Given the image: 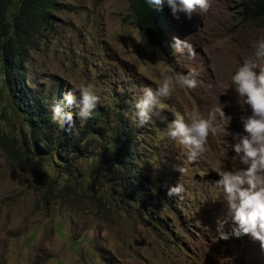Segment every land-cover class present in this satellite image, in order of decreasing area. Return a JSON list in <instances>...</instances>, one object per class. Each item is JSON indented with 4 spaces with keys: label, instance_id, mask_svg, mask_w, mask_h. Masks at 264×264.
Returning <instances> with one entry per match:
<instances>
[{
    "label": "rangeland",
    "instance_id": "374dc122",
    "mask_svg": "<svg viewBox=\"0 0 264 264\" xmlns=\"http://www.w3.org/2000/svg\"><path fill=\"white\" fill-rule=\"evenodd\" d=\"M58 1L64 7L54 11L53 27L27 52L15 100L26 98L24 86L42 90L50 109L52 101L63 103L69 90L90 83L99 103L121 91L135 102L142 88L162 82L161 71L196 69L198 86L194 91L177 86L170 98H162L167 120L153 118L144 126L150 209L122 201L106 167L91 155L76 159L66 173L46 158L0 145V264H264V252L250 237L216 238L226 204L214 185L219 179L214 168L245 167L233 159L244 113L231 76L264 40V22L243 18V0H211L207 12L197 9L191 19L180 13L170 47L151 54L140 50L127 0ZM174 37L186 38L195 58L187 49L175 51ZM194 107L206 118L215 114L218 132L209 136L205 156L188 163L187 149L168 138L166 129L175 113L187 120ZM65 108L79 121L75 107ZM217 109L225 112L223 118ZM22 119L4 97L0 68V135L28 137V128L20 129ZM176 165L187 172L181 175ZM178 182L183 199L168 197Z\"/></svg>",
    "mask_w": 264,
    "mask_h": 264
},
{
    "label": "trees",
    "instance_id": "16d2710c",
    "mask_svg": "<svg viewBox=\"0 0 264 264\" xmlns=\"http://www.w3.org/2000/svg\"><path fill=\"white\" fill-rule=\"evenodd\" d=\"M127 18H130L140 35L142 53L155 54L169 44L171 19L146 0H127ZM64 4L58 0H0V68L4 78V97L10 99L14 114L22 116L20 129L28 128L27 136L18 139L0 135V145L21 154L48 159L66 173L73 171L76 159L91 155L106 167L113 180V190L124 202L150 209L149 187L144 149V126L134 122L135 102L121 91L109 97V103H98L91 119L72 125L52 122V113L46 102L51 100L42 90L23 87L24 96L15 100L18 83L25 74L27 52L43 31L53 27L54 11ZM243 18L264 19V0H243ZM59 102L57 101H52ZM2 139V142H1ZM28 152V153H26Z\"/></svg>",
    "mask_w": 264,
    "mask_h": 264
},
{
    "label": "clouds",
    "instance_id": "9594fccd",
    "mask_svg": "<svg viewBox=\"0 0 264 264\" xmlns=\"http://www.w3.org/2000/svg\"><path fill=\"white\" fill-rule=\"evenodd\" d=\"M146 3L167 13L171 19L169 44L166 48L170 47L172 27L176 24V19L180 18V13H185L191 19L197 9L207 12L211 8V0H146ZM256 20L264 22L263 18ZM253 47L254 55L246 58L231 76V84L242 98L240 108L244 113L239 118L243 133L238 134V142L233 146L236 154L233 159L238 158L245 167L214 168L219 176L214 185L222 190L226 204V214L217 219L216 238L229 240L233 237L240 239L248 236L253 242H258L264 252V40ZM166 48L164 51H167ZM172 48L181 53L187 49L190 56L195 58V50L186 38L182 40L174 37ZM163 62L157 61L158 64ZM197 75L196 69H192L188 74L161 71L162 82L155 89L147 86L142 88V95L135 101L134 122H138V126L142 127L149 124L153 118L166 121L162 98H170L177 86L194 91L198 86ZM99 101L100 97L96 94L93 84L69 90L64 95L63 103L55 102L51 105L52 122L62 128L65 124L74 123L73 113L67 111L65 105L68 108L75 107V115L81 121L91 119ZM216 111L221 118L225 116L223 110ZM174 115L175 119L168 123L166 129L167 137L178 141L187 149L185 155L188 163L203 158L208 152L209 136L218 132V127L213 124L215 114L206 118L194 107L187 115V120L185 115ZM175 170L181 175L187 172V168L182 165H176ZM184 191V185L178 182L168 189L167 195L183 199ZM226 226L230 230L226 231Z\"/></svg>",
    "mask_w": 264,
    "mask_h": 264
},
{
    "label": "bare ground",
    "instance_id": "6f19581e",
    "mask_svg": "<svg viewBox=\"0 0 264 264\" xmlns=\"http://www.w3.org/2000/svg\"><path fill=\"white\" fill-rule=\"evenodd\" d=\"M241 131V130H240ZM238 132V131H237Z\"/></svg>",
    "mask_w": 264,
    "mask_h": 264
}]
</instances>
